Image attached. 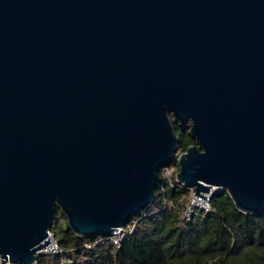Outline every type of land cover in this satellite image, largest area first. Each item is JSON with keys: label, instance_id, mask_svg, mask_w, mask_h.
Segmentation results:
<instances>
[{"label": "water", "instance_id": "obj_1", "mask_svg": "<svg viewBox=\"0 0 264 264\" xmlns=\"http://www.w3.org/2000/svg\"><path fill=\"white\" fill-rule=\"evenodd\" d=\"M178 184L264 211V0H0V259L30 264L59 208L110 236Z\"/></svg>", "mask_w": 264, "mask_h": 264}, {"label": "trees", "instance_id": "obj_2", "mask_svg": "<svg viewBox=\"0 0 264 264\" xmlns=\"http://www.w3.org/2000/svg\"><path fill=\"white\" fill-rule=\"evenodd\" d=\"M173 127L179 153L159 167L155 197L131 217L134 230L120 245L101 235L75 234L56 208L50 230L62 251L39 255L38 264H264V211L243 212L220 189L212 191L210 209L197 207L183 220L190 190L176 183L177 157L194 138L185 124ZM167 165L174 170L165 180L161 170Z\"/></svg>", "mask_w": 264, "mask_h": 264}, {"label": "built area", "instance_id": "obj_3", "mask_svg": "<svg viewBox=\"0 0 264 264\" xmlns=\"http://www.w3.org/2000/svg\"><path fill=\"white\" fill-rule=\"evenodd\" d=\"M179 153V151H177L175 154ZM173 167L167 165V166H163L162 170H161V177L165 180H168L171 178V175L173 173ZM176 174V173H175ZM176 180V178H175ZM177 183V181H176ZM190 190V195L188 200L186 201V206L182 211V218L183 220L188 219L191 216V213L197 208H201L202 210H208L210 209V201H209V197L212 193V191L210 192H204L205 193V197L204 199H200L198 197H196L194 195V189L193 187L189 186L188 187ZM136 219L134 220H129V222H127L125 225L122 226H118L116 227V229L113 231V233L110 236H103L104 238H108L110 239V241L112 242L113 246L115 248H117L120 245L121 242V238L127 234L130 233L134 230L135 224H136ZM47 238L50 242H48L44 248L42 247L41 249H39V253L41 255L43 254H55V253H59L61 252V247L59 245V241L55 238V236L53 235L52 231L49 229L48 230V235ZM0 264H13V263H9V262H5L2 263L1 259H0ZM30 264H38V259L35 260L34 262L30 263Z\"/></svg>", "mask_w": 264, "mask_h": 264}, {"label": "flooded vegetation", "instance_id": "obj_4", "mask_svg": "<svg viewBox=\"0 0 264 264\" xmlns=\"http://www.w3.org/2000/svg\"><path fill=\"white\" fill-rule=\"evenodd\" d=\"M186 125V124H185Z\"/></svg>", "mask_w": 264, "mask_h": 264}]
</instances>
